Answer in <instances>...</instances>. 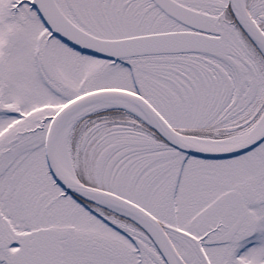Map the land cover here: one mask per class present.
Here are the masks:
<instances>
[{
	"label": "rangeland",
	"instance_id": "obj_1",
	"mask_svg": "<svg viewBox=\"0 0 264 264\" xmlns=\"http://www.w3.org/2000/svg\"><path fill=\"white\" fill-rule=\"evenodd\" d=\"M179 1L189 8L212 16V30L233 51L231 61L201 55L179 58L142 57L118 61L80 56L46 36V31L40 28L29 9L21 5L22 0H0V137L4 136L3 142L21 143L10 145L7 155L10 160L13 159L12 154L20 155L14 156L6 173L10 185L9 196L16 197L17 185L24 178L29 179L27 184L35 181L42 192L48 194L53 200L52 223H55L57 229H64L67 236H72L75 242L79 241V250L71 254L70 264L164 263L140 223L136 227L130 223L125 224V229L138 240V257L135 263L124 242H118L112 237L115 235L103 228L79 204L61 198L60 190L52 185L45 163L44 140L51 118L65 103L89 91L112 89L137 92L152 102L172 125L196 140L199 139L194 138L199 137L196 135L198 130H240L241 135L246 134L261 118L258 110L263 106L264 100V55L261 53L262 59L236 29L228 13V0ZM240 4L252 22L264 31V0H240ZM153 20L154 24L150 29L153 31L178 28L157 13ZM87 26L96 34H115L103 21H91ZM9 36L15 38L14 43L8 42ZM240 57L248 59L249 66ZM215 67L233 78L227 84L221 78V92H216V83L210 85L197 75L212 71ZM132 74L136 78V87L132 82ZM162 92L168 96L167 99L162 98ZM64 118L65 116L55 129L52 145L54 150L55 141L59 138L66 168L73 178L85 186L115 191L149 214L152 210L156 212V208H168L170 205L168 215L174 219L185 217L186 209L183 205L187 200H194L193 195L181 188L178 197L181 194L185 196L181 198V203L178 197L176 203L175 198L167 199L174 173L171 170L163 175V168L157 165L159 162L156 159L172 153V149L152 142L151 136L144 133L139 124L135 126L136 122L146 125L148 122L145 119L117 108L89 112L69 126ZM237 137L238 135L234 138ZM261 148L262 146L249 154L250 158H260ZM250 168L253 171L245 178L249 177L247 182L260 200L264 201V188L261 193H257L264 181V165L259 167L256 164ZM194 175L199 176L188 171L180 177L192 179ZM214 175L218 178L221 176L219 172ZM244 175L241 172L233 173V177L237 179ZM166 178L167 187L163 193L162 184ZM201 179L207 181L208 176L201 173ZM28 196L29 192L26 191L27 201ZM257 196L254 202H257ZM90 201L94 203V208L91 209L97 211L99 201ZM207 205L212 207L213 203ZM26 206L28 210L25 219L32 229L38 225L39 215L34 214L28 203ZM205 206L202 209L207 208ZM262 214L258 218L260 236L172 235L167 236V239L183 264H244L243 258L235 257L237 251L260 249L264 253V212ZM189 215L191 219L187 223L197 222L199 219V215L192 212H188ZM165 218L161 221L162 225H167L169 229L174 227ZM205 219L209 220L210 216L207 214ZM249 220L251 229L252 220ZM248 232L246 230L244 234ZM117 248H120L119 254L115 251ZM10 263L18 262L10 259ZM262 263L264 264V259Z\"/></svg>",
	"mask_w": 264,
	"mask_h": 264
},
{
	"label": "flooded vegetation",
	"instance_id": "obj_2",
	"mask_svg": "<svg viewBox=\"0 0 264 264\" xmlns=\"http://www.w3.org/2000/svg\"><path fill=\"white\" fill-rule=\"evenodd\" d=\"M171 1L176 3L177 7H179L178 9L184 7L211 16L209 13L189 8L183 5L179 0ZM22 2L23 3L21 5H25V7L29 9L28 11L33 14L36 22H39L40 28L46 31V36L53 38V40H55L59 45L66 47L80 56H88L74 50L71 46L62 42L55 35H53L44 24H42L35 9V3L33 0H22ZM53 3L60 14L72 26L83 33L103 40H122L169 32L194 31L165 14L153 0H53ZM156 13L158 16L164 17L165 20L172 22L178 28L174 30H167V28L160 29L158 31L150 30L154 24L153 18L154 14ZM91 21H103L105 26L109 27L113 32H115V34L100 35L94 33L93 31L89 30L87 26V23ZM211 27L212 26L208 27V30L211 32L210 35L217 37L219 42L227 49V54L213 58L224 59L228 62L231 61L233 51L222 42L221 36L212 30ZM122 28L125 30L122 31ZM261 31L264 34L262 29ZM188 55L199 56L195 54L157 56H173L175 58H179ZM206 57L211 58L212 56ZM239 59L245 65L249 66L248 59L246 60L245 57H240ZM205 60L209 61L207 58ZM250 65L253 69V65L251 63ZM197 75H199L201 80L206 81L210 85H214L216 83V92L222 91L221 78L226 82V84L229 82V80H233L229 74L219 72L217 67L205 74L201 72ZM132 80L134 86L136 87V78L133 74ZM170 80H178L179 82L181 81L178 78H170ZM130 93L141 97L139 94H137V92ZM141 98L157 112V114L176 135L187 138L192 137V135L190 136L172 125L170 120L165 115H163L153 105L152 102L150 103V101L146 100L145 98ZM162 98L167 99L168 96L162 92ZM262 104L263 106L260 108V110H258V116L260 115V117L264 113V100ZM185 107L186 106H183V108ZM138 124L139 128L144 133H148L151 136L152 142L155 141V143L166 145L168 148L172 149V153L162 155L160 158L156 159V162H159L157 165L163 168L161 169L163 175H166V171L170 172L171 170H173L174 173L168 191L166 190L167 199L174 200L175 198L176 203V199L181 188L182 190L191 193L194 198L192 201L187 200L185 205H183V207L186 209V215L185 217H182V219L180 217L174 219L171 215L167 214L171 210L170 205L168 208L163 207L158 209L160 212H158L157 208L156 212L153 210L151 214L147 212L158 222L166 236H260L258 218L259 216L263 215L264 201L260 200L259 196L255 194V190H252V186H250L247 182L249 177L245 178V176H249V174L253 171H251L250 168L252 165L254 167L256 164L259 167L264 165V140L259 145H257L258 147L262 146L259 153L260 158L255 157L251 159L249 156V154L258 148L256 146L250 151L236 157L222 160H208L196 158L169 147L166 141L150 124L147 123L145 125L142 122H136L135 126ZM198 131L199 133L196 135L199 137L194 138L214 141L224 140L232 136L236 137L237 135H241L239 132H242L240 130L229 132L226 129H219L217 132L203 130ZM226 132H229V134ZM3 140L4 136L0 137V264H11L10 259L16 260L18 262L16 264H66L73 253L75 251L78 252L79 249L77 248H79V241L75 242L72 236H67V233L64 232V229L59 230L57 229L55 223H52L51 215L53 211V200L49 198L46 192H42L41 187H38V185L35 184V181H33L32 184L31 182L27 184L29 179L24 178V180H22L21 183L17 185V190L15 192L17 199L16 197L10 198V185L8 184L6 173H8V167L11 163V160L15 159L14 156L20 155L18 153L12 154L13 159L11 160L9 156L7 157V155L10 151V145H21V143H13L12 141L3 142ZM45 163L47 166L46 161ZM188 171H193L195 174L199 175L200 178L197 179L196 177L199 176L195 175L192 179L188 177H186V179L180 177L183 175V173ZM47 172L49 173L48 166ZM217 172L221 174L219 178L214 175V173L217 174ZM234 172H241L245 175L243 178L237 179L233 177ZM201 173H205V175L208 176L207 181L201 179ZM262 177L264 178V174ZM52 185L60 190L59 196L61 198L68 199L71 201V203H74L71 193L63 190L53 181ZM88 187L107 192L128 201L127 199L120 197L117 192L110 189L97 188L94 186ZM162 187L164 188L162 190L164 193V190L167 187V178L162 184ZM263 188L264 181L261 182L257 193H261ZM26 191L29 192L28 201L25 199ZM256 196L257 202H254ZM182 197L185 196L181 194L178 197V201L180 203ZM80 201L83 202V206L81 207L84 209V211L91 214V216L103 228L114 234L115 236L112 237H115L118 242L125 243V247L128 249L130 255H133L134 261L136 263L138 257V240L136 236L132 235V233L125 229V224L127 223H130L136 227V221L131 216L120 212V210L111 205L108 201H99V209L97 211H93L91 209L92 207L94 208V203L91 202L89 198H81ZM26 202L28 203V206L34 210V214L39 215L37 218L38 222L36 223V225H38L34 228L31 227L32 229H30L28 226L29 221H26L25 219L28 210L26 209ZM211 203H213L212 207L207 205ZM204 206L207 208L202 209ZM187 211L189 214L192 212L196 215H199V219L196 220L197 222H186L190 221L191 219V215L188 216ZM207 214L210 216L211 220L205 219ZM163 218L168 220L169 224L173 223L172 225H174V227L169 229L167 225H162L161 221ZM249 219L252 220L251 229L249 227ZM122 222H124V224ZM244 227L247 228L246 230H249L246 235L244 234L246 231L244 230ZM94 242L95 241H93V243ZM98 242L100 241L98 240ZM91 250L95 251L93 249ZM115 251L119 254L120 248L115 249ZM235 257L243 258V261L245 262L244 264H263L262 261L264 259V253L260 249L252 251L239 250L235 254Z\"/></svg>",
	"mask_w": 264,
	"mask_h": 264
},
{
	"label": "water",
	"instance_id": "obj_3",
	"mask_svg": "<svg viewBox=\"0 0 264 264\" xmlns=\"http://www.w3.org/2000/svg\"><path fill=\"white\" fill-rule=\"evenodd\" d=\"M153 1L164 13L183 25L198 31V33L178 32L116 41L101 40L91 37L70 25L57 11L52 0H35V7L43 22L49 27V30L61 40L82 53L107 60L159 54L201 53L223 55L227 53V49L219 43L217 38L206 35L209 32L207 27L211 24V17L183 7L178 9L179 7L171 0ZM228 4L230 14L237 26L259 49H264V34L245 13L237 8L234 0H228ZM7 40L9 43L15 42L13 36L8 37ZM6 47L9 48V46ZM112 98L134 105L148 119V124L156 130L169 146L196 158L222 160L244 154L264 140V128L260 129L249 139L223 150L195 149L184 143L181 139L182 137L176 135L157 112L141 97L123 90L112 89L98 90L77 97L65 104L51 119L45 136L44 149L48 170L54 182L63 190L73 195L82 198L90 197L98 201H108L122 213L138 219L137 221L141 223L143 222L151 232L148 231L164 263L177 264V260L180 264H183L169 244L158 222L148 213L117 196L83 186L75 178L70 180L65 179L57 169L52 150V142L55 129L60 120L71 110L85 103Z\"/></svg>",
	"mask_w": 264,
	"mask_h": 264
},
{
	"label": "bare ground",
	"instance_id": "obj_4",
	"mask_svg": "<svg viewBox=\"0 0 264 264\" xmlns=\"http://www.w3.org/2000/svg\"><path fill=\"white\" fill-rule=\"evenodd\" d=\"M234 1H235V5L237 6V8L241 12L245 13L240 4V0H234ZM260 49L264 54V49L263 48H260ZM109 108L125 109L138 117H142L148 122V119L137 108H135L134 105L130 103H126L122 100L113 99V98L96 100V101H92L89 103H85L82 106L76 107L65 116L64 121L66 125L69 126L74 121L79 119L81 116L88 114L89 112L102 110V109H109ZM262 128H264V113L254 128H252L248 133L238 136L237 138L222 140L218 142L200 141V140H196L193 138H185V137L181 139L182 141H184V143H186L187 145L195 149L223 150L227 147H230L237 143L243 142L246 139H249L250 137L254 136ZM60 144H61V141L59 140V138H57L55 141L54 150H53V145H52V150L54 151L53 155H54L55 164L57 166L59 173L61 174V176H63V178L68 179V180L74 179L69 169L66 168L65 159H64V155L62 154V150L60 149ZM86 198L92 199L90 197H86ZM138 223H140L147 231H149L143 222L141 223L140 221H138ZM176 262L177 264H180L177 260Z\"/></svg>",
	"mask_w": 264,
	"mask_h": 264
}]
</instances>
